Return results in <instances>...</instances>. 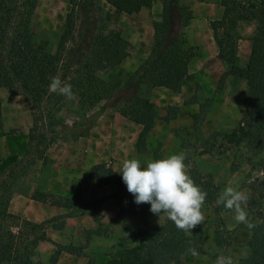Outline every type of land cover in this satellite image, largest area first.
<instances>
[{
	"label": "trees",
	"instance_id": "trees-1",
	"mask_svg": "<svg viewBox=\"0 0 264 264\" xmlns=\"http://www.w3.org/2000/svg\"><path fill=\"white\" fill-rule=\"evenodd\" d=\"M38 0H0V69L3 82L10 95H20L28 106L32 119L27 135V150L30 154L38 145L48 146L59 133L75 132V136H85L90 127L82 128L83 121L70 127L60 123L52 116L55 106H61L67 99L49 92L50 78L59 76L72 87L74 100L82 111L96 108L90 118L96 122L109 110L116 111L126 120L139 125L134 152L146 149V138L156 120L168 122L175 118L178 109L168 107L162 117H157L156 108L144 97L141 85L152 88L162 87L178 93L183 80H192L188 73L190 55L185 51L186 43L182 32L183 13L178 0H163L160 17L152 23V43L147 57L134 69L123 84L111 90L100 76L102 67H114L128 55V43L115 36L108 49L102 52L92 48V35L84 32L94 28L96 0H67L69 10L64 16V26L59 35L55 51L47 53L36 49L29 34L30 18ZM117 13L132 15L141 9H149L152 0H102ZM221 16L215 21L222 31L223 47L226 56V70L220 75L217 90L221 89L227 75L242 79L252 92L257 103L244 101V112L236 128L226 135V145L254 146L264 150V0H220ZM240 23L253 24L249 36V54L244 67L237 66L235 55L238 35L236 28ZM211 104L205 99L198 112L191 115L194 133L203 120ZM99 106V107H96ZM47 138V139H45ZM42 141V142H40ZM202 153L207 151L202 150ZM23 158V157H22ZM32 165L33 160L30 161ZM20 161L0 173V263L39 264L32 262L31 255L39 242L46 241L45 228L55 219L41 223H31L7 212L11 195L9 186ZM189 174L202 190L207 192L204 204L213 206V213L229 211L224 205H214L218 187L209 175L205 178L189 168ZM88 179L96 186L114 185L118 190L126 187L122 179L110 166L99 163L88 170ZM31 198L42 203L72 209L68 215H80L99 206L103 199L81 203L79 198L69 199L41 192H34ZM259 223L251 229L246 246L248 255L238 264H264V212L256 213ZM15 223H18L16 225ZM17 230H12L13 227ZM174 222L163 215L158 226H142L122 239L118 246L122 249L120 258L106 264H177L179 257L189 247H195L191 239L180 236ZM217 234V230H215ZM181 238H180V237ZM130 246H125L126 243ZM122 243L124 245H122ZM215 245L224 246L215 238ZM228 245V244H227ZM55 251L48 264H54L60 252L79 256L81 249L54 245Z\"/></svg>",
	"mask_w": 264,
	"mask_h": 264
},
{
	"label": "crops",
	"instance_id": "crops-1",
	"mask_svg": "<svg viewBox=\"0 0 264 264\" xmlns=\"http://www.w3.org/2000/svg\"><path fill=\"white\" fill-rule=\"evenodd\" d=\"M156 1L155 10L152 0L149 9H141L136 14L143 17L149 13L152 23L157 21L163 0ZM178 4L183 13L182 32L186 41L184 48L186 52L191 51L192 54L188 62V73L192 75V80H183L178 93L148 85H141L139 89L158 111L161 106L178 107L175 118L168 122L161 121V124L156 120L147 135L145 151L136 154L134 144L141 127L126 120L116 111L109 110L89 128L85 136H75V132L66 133L63 139L43 148L39 147L34 171L28 175L26 187L10 189L11 195L7 206L9 214L36 224L55 219L46 226L47 240L36 245L32 262L48 264L50 256L55 251L54 245L81 249L79 256L60 252L54 264H106L110 260L120 258L122 249L118 244L132 231L144 225L146 207L134 203V197L127 191V187L118 190L114 185L96 186L87 176L90 167L104 163L122 179L120 172L125 159L136 158L141 162L142 167L146 166L147 162L154 161L152 159L154 148L162 146L168 139V132L175 130L179 133L180 130L182 136H194L191 115L198 112L199 105L207 98H211V104L198 127L200 137L206 138L211 132L225 126L230 116L235 113L239 115L237 120L242 117L244 101L237 88L245 82L235 76L227 75L222 89L217 90V85L215 88L211 86L212 83L213 85L218 83L220 75L227 68L225 50L223 52L218 50L214 38L213 27L221 16L220 0H178ZM242 26L247 27L244 33L238 32ZM236 31L238 32L235 50L237 66L244 67L249 54L248 38L253 31V24L240 23ZM146 42V48L142 51L136 48L138 52L143 53L142 57L128 50L127 57L114 66L120 68L123 66V68L117 73L120 79L118 78L116 85L106 83L111 90L118 89L147 57L152 43V24ZM241 50L242 60H240ZM76 105L75 110L78 111ZM67 110L66 107L55 106L52 116L57 121L63 120L60 123L71 126L76 123L77 116L64 117L63 113ZM158 116L163 115L158 114ZM31 124L30 112L23 97L10 95L7 89L3 88L0 91V173L14 165L16 160L24 157ZM169 136L173 144H181L178 138L170 134ZM203 154L205 153H201L202 156ZM34 192L69 199L79 198L81 203L103 200L93 210L85 211L80 215H68L72 209L35 201L31 198ZM219 212L225 214L231 210ZM219 224L222 226L224 222ZM227 230L226 233L234 230V235L226 241L227 243H224L223 237L218 235L217 227L212 229L208 241L216 248L222 249L215 245V238L219 237L224 243L223 248L232 243L235 249L242 252L246 249L247 254H242L236 262L238 264L248 255L246 244L250 239L251 230L243 227ZM201 254L203 253L200 250L199 256ZM183 255L181 257L191 254Z\"/></svg>",
	"mask_w": 264,
	"mask_h": 264
},
{
	"label": "rangeland",
	"instance_id": "rangeland-1",
	"mask_svg": "<svg viewBox=\"0 0 264 264\" xmlns=\"http://www.w3.org/2000/svg\"><path fill=\"white\" fill-rule=\"evenodd\" d=\"M156 2L157 1L154 0L153 10H155L157 6ZM96 6V17H98V22L95 24L94 28L84 32V36L90 34L92 35L91 42L93 50L98 52L105 51L112 44L114 37L119 36L128 42V50L130 52L137 53V56L142 57L143 53L138 52L136 48L140 49V51L146 48V41L148 40L152 24L150 14L147 13L145 16L141 17L137 14L124 15L122 13H117L102 0H96ZM68 10L69 5L67 0L37 1L35 9L32 12L29 25L30 40L36 49L47 53H53L55 51L59 35L63 30L64 16ZM213 28L214 38L218 46V50H222L223 52L222 31L217 25H214ZM246 28V26H242L238 32L244 33L247 31ZM238 32L236 31V33ZM188 55H192L191 51ZM216 59L218 58L216 57ZM242 59L243 52L241 50L240 60ZM215 64L217 66V60L215 61ZM122 68H120V66L113 68L106 66L102 67L99 73L105 83L109 82L112 85H116L120 79L117 73ZM216 85L217 83H214V85L213 83L211 84L214 88ZM3 88H5L3 82V71L0 69V91ZM237 90L238 93L241 92L243 101H249L254 104L257 103L252 96L251 90L246 86V84H241L240 88H237ZM76 104V100L66 99L61 105L62 107H66L68 109L65 113H63V116L69 118L77 116V120H75V122L83 121L84 123L82 128L95 125L96 122L92 118H90L89 121L84 120L90 117L96 108L89 111H82ZM75 105L77 106L78 111L75 110ZM169 107L176 106L172 105ZM166 108L161 106L159 111L156 109V115L158 118L161 117L158 116V114L164 115ZM238 116V113L231 115L225 126H222L219 130L211 132L206 136V138L200 137L199 133H194V136L191 137L188 135L182 136V132H180V130L179 133L175 130L171 133L168 132V139L164 141L162 146L154 148L155 152L152 159L155 161L170 154H178L179 152L184 151L187 157L185 163L190 165L193 170L195 169L201 177L205 178L206 175H209L212 182L218 187V193L214 205H217L216 200L227 187H233L238 191H243L245 195L248 196L245 209L248 213V219L251 223L256 224L259 222L256 217V213L264 212V150H258L254 146L226 145L225 137L236 128L239 120H237ZM58 121L60 122L63 120L59 119ZM157 122L161 124L160 120H157ZM66 126L70 127L67 124ZM59 130V128H54L57 135L53 138L52 142L64 138V134L59 133ZM169 134L178 138L181 144H173V141L169 138L171 137ZM39 147L43 148L45 146L38 145L31 151V155L27 154L22 159L20 158L19 160H16L20 161V166L11 179V186L9 189H15L21 186L26 187L25 183L27 182V177L34 171L35 159L38 155ZM202 150L207 151V154L205 153L202 156ZM32 160L33 163L30 165V161ZM260 170L263 171L262 174L259 172ZM142 205L146 207L144 226L153 227L162 224L163 215L159 218L149 211L151 207L149 204ZM212 209L213 206L204 204V207L202 208V212L205 217L203 223L196 226L191 233H185L182 230L179 231L181 237L185 236L190 238L192 243L195 246H198L203 254L198 257H193L191 255L185 257H183L184 255L182 257L180 256L177 264H214L220 254L230 256L233 264H236L242 254H247L246 249L242 252V250L235 249V245L232 243H229V246L227 247L218 249L213 246L212 242H209L212 229L216 227L218 228V235L223 237L222 239H224V243H227L226 241L230 240L232 235H234V230L226 233V231H228L227 229H232L233 227L247 228L244 224H238L234 220L233 211L225 214L222 212L213 214ZM221 222H224L222 226L219 224ZM15 224L18 225V223ZM12 230L16 231L17 228L14 226ZM208 236L209 238H207ZM125 246L129 247L130 244L127 242ZM0 264L6 263L2 262ZM153 264L160 263L154 262Z\"/></svg>",
	"mask_w": 264,
	"mask_h": 264
},
{
	"label": "clouds",
	"instance_id": "clouds-1",
	"mask_svg": "<svg viewBox=\"0 0 264 264\" xmlns=\"http://www.w3.org/2000/svg\"><path fill=\"white\" fill-rule=\"evenodd\" d=\"M50 80V93L62 95L68 100L75 98L71 85L62 81L58 75ZM186 158V153L181 151L149 161L144 167L136 158L125 159L120 174L127 191L133 195L135 204H149V211L153 215L159 218L164 215L174 222L178 230L191 233L205 219L202 208L207 192L196 185L190 176V165L185 163ZM247 201L248 196L243 191L227 187L216 204L233 211L234 220L251 230L256 225L248 219L245 210ZM187 252L193 257L199 256L195 247H189ZM214 264H233V261L230 256L220 254Z\"/></svg>",
	"mask_w": 264,
	"mask_h": 264
},
{
	"label": "built area",
	"instance_id": "built-area-1",
	"mask_svg": "<svg viewBox=\"0 0 264 264\" xmlns=\"http://www.w3.org/2000/svg\"><path fill=\"white\" fill-rule=\"evenodd\" d=\"M259 172L262 174V171L261 170Z\"/></svg>",
	"mask_w": 264,
	"mask_h": 264
}]
</instances>
